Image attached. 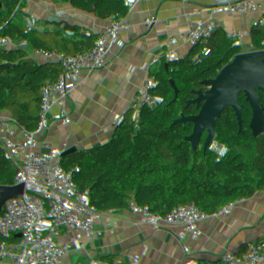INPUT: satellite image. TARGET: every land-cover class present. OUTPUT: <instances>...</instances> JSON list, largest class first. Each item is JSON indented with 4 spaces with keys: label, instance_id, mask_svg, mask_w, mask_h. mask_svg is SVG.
Returning <instances> with one entry per match:
<instances>
[{
    "label": "crops",
    "instance_id": "crops-1",
    "mask_svg": "<svg viewBox=\"0 0 264 264\" xmlns=\"http://www.w3.org/2000/svg\"><path fill=\"white\" fill-rule=\"evenodd\" d=\"M107 1L113 6L117 18L130 27L129 33H133L137 39L132 54L135 67L139 66L141 70L134 74V80L140 82L143 78L151 77L165 82L168 75L180 77L184 67L179 55L162 62L159 57L149 54L152 42L157 43V40H154L151 23L141 20L142 6L136 0ZM7 11L16 28L0 27V55L17 59L29 71L44 73L63 85L71 86L74 93L66 98L68 101L87 99L95 102L91 78L58 66L51 60L50 50L39 39L33 20L27 17L24 6L14 1ZM22 33H25V38ZM156 46L159 55H164L159 45ZM252 82L250 87L237 78L202 77L181 85L180 89L168 85L126 110L119 118L109 120L104 130L94 134L88 143L86 151L89 161L80 165V176L69 180L62 198L56 203L40 205L37 218L25 232L30 253L26 256L9 253L0 264H71L72 247L84 245L95 222L104 210L110 209L108 201H119L123 196L122 183L127 171H135L132 180L136 190L147 185L149 178L143 165L150 151L171 148L183 164L204 163L199 173L204 180L208 179V162L217 145H171L169 141L173 128L182 126L189 133L209 128L216 135L239 138L245 123L254 121L256 126L253 132L261 130L264 127V75L254 76ZM184 90L199 98V101L190 104L183 97ZM0 92L14 97L53 100L63 93V89L49 82L44 88L35 90L28 87L23 79L0 72ZM109 146L114 148V152L109 159H104L101 152ZM20 153L54 164L61 162L67 151L54 150L8 129L0 130V163L13 161L14 157L10 155ZM257 171L259 173L254 175L264 176L261 165ZM263 187L260 183V188L256 190L262 191ZM245 197L249 198V195ZM15 243L16 238L12 237L8 248ZM89 246L91 251L95 250H92L90 242Z\"/></svg>",
    "mask_w": 264,
    "mask_h": 264
},
{
    "label": "trees",
    "instance_id": "trees-1",
    "mask_svg": "<svg viewBox=\"0 0 264 264\" xmlns=\"http://www.w3.org/2000/svg\"><path fill=\"white\" fill-rule=\"evenodd\" d=\"M0 0V27L2 25L16 28L13 18ZM22 4L28 18H32L37 34L42 43L52 53L56 65L72 69L79 75L94 78H107L118 72L135 69L133 50L137 39L133 33L123 28L124 22L117 18L113 6L107 0H11ZM251 15L241 20L238 33L228 32L223 38V51L216 62L208 60L202 47L192 42L198 21L186 27H171L163 33L161 27L152 25L154 40H157L161 51L168 57H178L184 69L197 68L201 71L212 69L234 68L240 64L257 65L263 60L261 53L250 49H241L237 42L252 34L255 42L264 44V25H256L248 32L252 24ZM223 23V20H221ZM97 35V37H89ZM25 38V33H22ZM186 45H183V44ZM214 46V44H213ZM117 60H124L118 62ZM102 63L99 67L97 64ZM79 101H53L37 97H14L0 92V130L8 129L15 134L28 136L30 139L50 146L57 151L79 149L85 146L86 140L78 127L81 117ZM13 161L0 163V180L23 185H38L47 182L55 169L44 168L41 159L26 154H11ZM264 169V146L251 156L234 151L231 157H210L208 162L209 179L193 178L192 172L178 159L164 173H157L149 179L147 185L132 193L126 199L109 200L107 206L116 214L112 226L121 229L122 233L114 240L100 238L94 251L89 242L83 246L82 253L73 258L71 264H150L147 254L134 255L139 247L149 248L157 244L154 236L146 233L154 230V224L164 222L163 212L173 210L177 202L191 189L202 183L218 182L220 173H225L230 185L242 190L241 197H232L234 208L248 207L241 219L244 226L240 232L229 231L218 225V233L223 243L230 248L228 264H264V234H257L258 225L250 221L256 213L252 203L243 202L247 194L242 189L243 172L252 167ZM164 178L168 185L160 188ZM157 187L158 194L151 190ZM124 195V193H122ZM19 197L11 194H0V217L14 212L20 205ZM131 211L136 220L133 230ZM200 241V261H197L195 249L189 239H184L174 253L173 264H209L207 255L209 240L201 224L196 225ZM258 239L257 244L247 257H237L236 250L248 247Z\"/></svg>",
    "mask_w": 264,
    "mask_h": 264
},
{
    "label": "built area",
    "instance_id": "built-area-1",
    "mask_svg": "<svg viewBox=\"0 0 264 264\" xmlns=\"http://www.w3.org/2000/svg\"><path fill=\"white\" fill-rule=\"evenodd\" d=\"M143 8L141 20L153 23L161 27L163 33H166L171 27H186L191 22L198 21L197 30L192 38V42L202 47L203 54H208L213 50V44L217 39V19L220 16V23L226 32L238 33L241 28V20L247 15H251L252 21L262 20L264 23V0H136ZM11 0H4L3 5L6 10L11 6ZM264 25V24H263ZM123 28L130 32V27L124 23ZM157 43L152 42L149 54L159 57L160 61L165 62L168 59L166 55H159ZM183 45H186L185 43ZM241 49H250L261 53L262 62L257 65L240 64L234 68L212 69L201 71L197 68L184 69L180 77L168 75L165 82H159L151 77L143 78L140 82L134 80V74L140 72L137 66L133 71L118 72L111 77L90 79L91 88L96 101L80 99L78 109L81 117L78 127L86 140L84 147L79 149H69L64 159L59 163L42 160L41 165L44 168L54 166L55 169L51 178L38 185H23L15 182H6L0 180V193L11 194L19 197L21 203L17 209L12 212H6L0 217V263L3 262L9 253L26 256L30 253L25 241V232L28 226L37 218L41 204H54L62 198L64 187L70 179L80 176V165H85L89 161V154L86 147L91 138L97 132L104 130L106 123L119 118L126 110L137 106L145 99L158 92L161 88L173 85L180 89V86L202 77H221L225 79L237 78L244 85L252 87V78L256 75H264V44L255 42L252 34H247L237 42ZM51 60L52 53H49ZM177 55H181L178 53ZM0 72L23 79L28 87L40 90L47 83L52 82L63 89V93L53 101L66 100L74 93L71 86H66L56 81L55 78H49L48 75L29 71L24 64L11 58H5L0 55ZM183 97L190 103L195 104L199 98L191 95L187 91H182ZM177 103V102H176ZM264 112V111H263ZM87 114V116H83ZM256 123L248 121L240 131L239 138H229L216 135L209 128L201 129L195 133L187 132L184 127L177 126L173 128L170 138L171 145H183L189 147H199L206 143L217 145V150L211 154V157L231 156L234 151H241L248 155H254L256 151L264 146V127L253 132ZM112 146L103 148L101 155L104 159H109L113 154ZM178 155L171 149L165 151H150L147 153L143 169L149 179L157 173L164 174L170 166L177 161ZM185 168L192 172L193 178H199V170L205 164L198 162L185 163ZM259 171L253 172L257 174ZM135 175L133 169L128 170L122 191L125 194L136 191L132 178ZM219 182L230 185L226 180L225 173H220ZM209 179V178H208ZM207 179V180H208ZM207 180L203 181L206 182ZM205 184V183H202ZM168 185L166 179L160 181V188ZM200 185V184H199ZM260 192V190H256ZM151 193L158 194L157 187L151 190ZM243 201L248 202L249 198ZM116 214L112 209L104 210L102 216L95 222L89 236L86 239L92 244V250L96 248L98 239L105 238L109 241L120 236V228L112 226L111 222ZM250 221L258 225L257 234H264V209L257 212L250 218ZM15 237L16 243L8 248L9 240ZM85 242V243H86ZM83 246H74L71 249V259L79 256L83 251Z\"/></svg>",
    "mask_w": 264,
    "mask_h": 264
},
{
    "label": "water",
    "instance_id": "water-1",
    "mask_svg": "<svg viewBox=\"0 0 264 264\" xmlns=\"http://www.w3.org/2000/svg\"><path fill=\"white\" fill-rule=\"evenodd\" d=\"M217 19V39L214 43L212 52L208 53L206 58L211 61H218L223 51V38L227 32L220 23V16ZM262 20L252 22L248 32H251L256 25H263ZM97 37V35L89 36ZM124 62V60H117ZM101 67L102 63L97 64ZM241 197L240 191L234 185H227L224 182H212L194 186L191 191L183 196L176 204L175 208L163 212L161 216L164 222L154 224V230L145 234L151 235L157 240L154 247L141 248L134 251L131 255L147 254L151 257L150 264H173L174 253L184 239H189L195 249L197 261H200V241L197 236L196 225L201 224L204 233L209 240V251L207 260L209 264H228L230 248L224 244L218 233V225H221L225 232H240L244 226L240 219L248 213V207L235 209L232 197ZM123 200L126 195L122 196ZM132 220L133 230L136 227V220L131 211L128 212Z\"/></svg>",
    "mask_w": 264,
    "mask_h": 264
},
{
    "label": "rangeland",
    "instance_id": "rangeland-1",
    "mask_svg": "<svg viewBox=\"0 0 264 264\" xmlns=\"http://www.w3.org/2000/svg\"><path fill=\"white\" fill-rule=\"evenodd\" d=\"M255 171H257V167L244 170L241 186L242 189L247 192V194H250L248 202L252 203L255 207V210L257 211L264 209V187L262 191H256V189L260 188V183H262L264 186V176L259 177L258 175L252 174ZM257 241L258 239L254 240L250 246L239 249L238 253H235V256L247 257L257 244Z\"/></svg>",
    "mask_w": 264,
    "mask_h": 264
}]
</instances>
